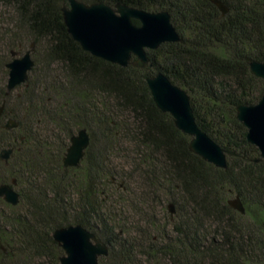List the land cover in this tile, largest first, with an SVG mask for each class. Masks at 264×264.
Masks as SVG:
<instances>
[{
	"label": "trees",
	"instance_id": "16d2710c",
	"mask_svg": "<svg viewBox=\"0 0 264 264\" xmlns=\"http://www.w3.org/2000/svg\"><path fill=\"white\" fill-rule=\"evenodd\" d=\"M80 1L166 10L181 40L149 50L144 68L123 67L92 55L74 40L62 11L68 0H0V105L6 98L0 150L13 149L9 163L0 160V165L33 194L30 217L1 216L0 264H59L64 252L53 232L77 224L109 246L99 264H137L139 252L132 242H140L135 235L140 228L145 241L141 254L149 264L159 257L170 264H264V158L237 118L240 104H255L264 94V80L249 65L264 62V0H222L230 8L224 16L211 0ZM27 34L35 44L47 42V59L63 65L67 81L47 82L37 92L29 76L15 89L26 90V107L15 112L10 109L14 91L6 96L7 64ZM158 72L188 92L199 127L235 153L228 155L227 168L192 152L191 137L158 108L147 83ZM48 99L56 105L44 104ZM5 118L15 119L18 127L7 129ZM94 125L98 142L89 132L81 164L65 167L72 136ZM125 141L134 145L133 172L114 161ZM137 183L143 187H133ZM164 192V202L175 206L174 215L165 214L174 237L167 243L171 233L150 206L151 198L160 205ZM236 196L245 214L230 206Z\"/></svg>",
	"mask_w": 264,
	"mask_h": 264
},
{
	"label": "water",
	"instance_id": "95a60500",
	"mask_svg": "<svg viewBox=\"0 0 264 264\" xmlns=\"http://www.w3.org/2000/svg\"><path fill=\"white\" fill-rule=\"evenodd\" d=\"M222 15L229 12L228 5L222 0H211ZM68 32L81 47L103 60L127 67L130 64L144 68L150 62L149 50L158 49L166 42H179L181 36L171 20L168 11H147L123 3L114 6L103 2L87 4L80 0H68L62 8ZM137 20L139 24H135ZM36 44L31 43L24 55L12 50V60L7 64L9 70L6 96L17 87L26 84L35 66L32 53ZM250 70L264 80V62L250 61ZM152 97L163 112L171 114L176 126L191 137L190 150L207 162L219 168H227L228 155L234 152L224 149L214 141L196 122L191 97L188 92L174 84L163 72L147 78ZM6 104V98L0 105V120ZM237 118L247 128V140L255 145L264 158V94L255 104H240ZM19 123L8 119L6 128H16ZM91 142L86 128L72 136L70 146L63 158L65 167H78L86 155ZM13 149L0 150V160L5 164ZM17 180L0 183V198L16 206L20 203V193L16 190ZM229 204L242 214L245 206L239 196L229 200ZM171 215L175 214L173 203L168 205ZM53 238L64 254L60 264H99L100 257L109 255V246L94 232L81 224L63 226L55 229Z\"/></svg>",
	"mask_w": 264,
	"mask_h": 264
},
{
	"label": "rangeland",
	"instance_id": "374dc122",
	"mask_svg": "<svg viewBox=\"0 0 264 264\" xmlns=\"http://www.w3.org/2000/svg\"><path fill=\"white\" fill-rule=\"evenodd\" d=\"M2 40H3V37H2V35H0V44L3 42ZM31 42H33V40L27 34L25 36L24 46L22 47V49L20 51L21 56L24 55V53L28 49H30ZM46 47H47V42L45 40H42L41 42L36 44L35 51L32 53V58L35 61V66L29 75L31 77V80H32V83L30 86H33L37 92L42 91V88L46 87L47 82H52V81L65 82V81H67L66 76H65L66 70L63 67V65L59 62H50L47 59ZM12 58L13 57H10V61L12 60ZM13 96L18 97V100H16V98L13 97V102L10 105V109L12 111L14 110L15 112H18V111L21 112L24 109V107H26V104H25L26 90H24V88L14 90ZM44 104H47L50 107L56 105L55 101L52 99H48L47 101H45ZM6 122H7V119L5 118L3 120V125H5ZM46 129L47 128L44 125H42L40 127V132H44ZM88 132H90L93 136H96L95 139L98 142L99 135H98L96 126L95 125L93 127L91 126ZM75 134H77V131L75 132ZM53 138H55V141H56L55 135ZM2 140L3 139H1V142H2ZM97 146H98V144H97ZM99 147H97V149ZM133 150H134L133 143H131L130 141H125L120 146V151L119 152L116 151L114 153V155H113V157L115 159L114 161H115V164L118 166V168H124L125 171L133 172L135 158H136L135 154H133ZM127 156H130L129 157L130 159L126 158ZM131 157H134L132 161H131ZM136 163H138V160H136ZM11 179H12V177L10 175L9 168L3 167L2 165H0V183H5V182L10 183ZM2 181H5V182H2ZM135 182H137L136 178H134V180H133V183H135ZM138 182H140V181H138ZM133 187L141 188V187H143V185L141 183H137V184L133 185ZM15 188L23 196V201L20 204L16 205L14 208L9 207L4 202L0 201V225L2 222L1 216H4L5 218H13V216L16 214V215H23V216H29L30 217V207H29L28 203L30 201V198H32L33 194L28 189L29 186L24 184V183H20V184L16 185ZM163 195H164L163 201L161 199L158 200V201L162 202V203H160V205L155 204L156 202L153 201L151 198L150 206H152V204H153L154 205L153 209L157 210V211L154 210V212L157 215L159 221L161 222L162 228L166 227L167 232H169V234L171 233L169 235V239H167V240H165V242H163V243H167L170 240V238L173 239L174 237L172 236L173 233L171 232L172 226L165 223V220H164L165 214L170 212L169 207H168L170 202H167V201L164 202V200L166 198V193L164 192ZM76 196L77 195H74L72 192L71 197L76 198ZM168 196H169V194H168ZM162 205H164L165 209L162 208ZM11 206H13V205H11ZM131 214H132V212H130L128 210V215H131ZM139 225H140V227H144V225L142 223H140ZM211 230H214V228H212ZM150 232L152 234H154V232H152L151 230H150ZM135 235L138 238V241H140L137 243V245L132 242V244H134V246H135V250H137L139 252L136 256V263L137 264H149L147 259H146V256L141 254V248H143L145 246V241L141 240L142 239L141 238V228H140V230L139 229L137 230V234H135ZM156 236L158 237V233H156ZM131 238H133V237L131 236ZM127 239H128V237H127ZM163 243H161V241H160L158 245H161ZM142 244L144 246H142ZM2 248L4 251H7L6 246L3 245ZM138 260H142L144 262L139 263ZM109 262H110V260H107V261H104L103 264H109ZM150 264H170V262L168 259H165L163 257L162 258L159 257L155 262H151Z\"/></svg>",
	"mask_w": 264,
	"mask_h": 264
}]
</instances>
